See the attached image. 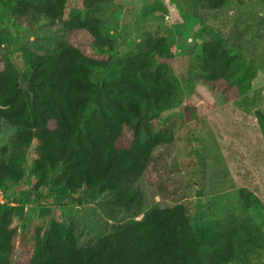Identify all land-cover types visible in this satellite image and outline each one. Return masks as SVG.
Here are the masks:
<instances>
[{"label": "trees", "instance_id": "16d2710c", "mask_svg": "<svg viewBox=\"0 0 264 264\" xmlns=\"http://www.w3.org/2000/svg\"><path fill=\"white\" fill-rule=\"evenodd\" d=\"M108 1L80 0L71 12L68 0H0V132L5 125L15 130L10 148L0 145V192L6 200L0 204V264H23L16 256L18 248L26 247L25 235L34 246L35 225L30 216H19L24 205L39 206L49 217L39 227L36 262L31 254L26 264L246 262L264 250V232L248 212L261 205L260 198L245 189L238 192L241 215L194 226L183 204L151 206L139 220L109 226L90 247L77 244L73 224L62 216L65 208L99 200L104 193L106 211L138 216L146 199L139 181L157 160L156 151L176 137L172 124L161 120L183 100V90L165 63L170 59L168 37H152L142 53L114 54L115 41L105 33L100 16ZM230 1L197 0L211 11ZM7 22L31 33L45 25L54 32H81L107 57H89L75 44L55 38L50 48L33 50L18 43L17 67L3 48ZM200 47L191 65V83L210 92L217 103L241 99L252 89L257 69L231 53L220 35L212 33ZM256 116L264 134L262 112ZM28 157L31 163L25 169ZM150 188L152 196L161 186L153 181ZM44 201L49 207L43 210ZM51 207L58 217L50 216Z\"/></svg>", "mask_w": 264, "mask_h": 264}, {"label": "rangeland", "instance_id": "374dc122", "mask_svg": "<svg viewBox=\"0 0 264 264\" xmlns=\"http://www.w3.org/2000/svg\"><path fill=\"white\" fill-rule=\"evenodd\" d=\"M79 1L68 0L71 12L79 8ZM100 16L105 33L115 41L113 53L119 56L128 51L142 53L156 35L168 37L170 59L165 63L183 90V100L179 107L161 117L163 123L172 124L176 137L171 145L156 151L157 160L139 181L146 196L140 214L131 215L121 209L106 211L102 203V200L107 202L105 193L99 200L97 197L81 206L67 207L62 216L73 224L77 244L80 247L94 245L109 226L139 220L151 206L183 204L194 226L228 214L241 215L242 201L238 197L241 189L260 198L261 205L248 212L264 232V134L256 116V112L261 111L264 119V0H231L224 8L214 11L197 0H109ZM3 26L7 30L3 48L17 67H21L20 54L16 52L18 43L33 50L42 45L50 48L55 38L75 44L89 57H107L94 50L81 32H54L53 26L45 25L44 29L31 33L11 22ZM212 33L225 40L231 53L241 55L257 69L252 89L241 99L230 98L226 103H217L210 92L190 82L195 55L203 40ZM14 131L11 126L3 127L1 146L10 148ZM35 150L36 142L28 154L32 156ZM30 163L28 157L25 169ZM153 181H158L161 189L151 196L150 182ZM8 194L12 195L11 191ZM203 198H206L207 208L202 205ZM19 204L24 205V202ZM47 204L48 201H44L41 209L48 208ZM37 207L30 209L29 205H24L19 209V216H30L34 230L36 228L34 246L25 235V249L18 248L16 257L23 264L30 260L31 254V262H36L39 227L49 218ZM53 211L57 212L55 207H51L50 216L58 217ZM14 220L17 222V217ZM235 264H264V250L251 255L246 262Z\"/></svg>", "mask_w": 264, "mask_h": 264}, {"label": "built area", "instance_id": "2783aa9c", "mask_svg": "<svg viewBox=\"0 0 264 264\" xmlns=\"http://www.w3.org/2000/svg\"><path fill=\"white\" fill-rule=\"evenodd\" d=\"M0 204H3L6 202V200L2 201L1 199H4V195L0 192Z\"/></svg>", "mask_w": 264, "mask_h": 264}, {"label": "water", "instance_id": "95a60500", "mask_svg": "<svg viewBox=\"0 0 264 264\" xmlns=\"http://www.w3.org/2000/svg\"><path fill=\"white\" fill-rule=\"evenodd\" d=\"M204 200L206 199V198H203Z\"/></svg>", "mask_w": 264, "mask_h": 264}]
</instances>
